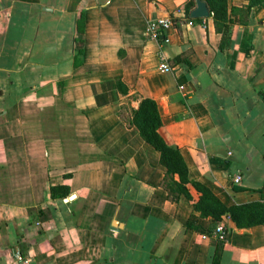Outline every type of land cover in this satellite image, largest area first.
<instances>
[{
  "label": "crops",
  "instance_id": "0c3cea01",
  "mask_svg": "<svg viewBox=\"0 0 264 264\" xmlns=\"http://www.w3.org/2000/svg\"><path fill=\"white\" fill-rule=\"evenodd\" d=\"M185 2L0 0V264H264V222L225 215L218 241L213 217L170 200L131 123L154 99L191 179L227 205L263 203L264 8L228 0L219 31ZM161 16L173 26L146 35ZM36 207L51 218L30 224Z\"/></svg>",
  "mask_w": 264,
  "mask_h": 264
},
{
  "label": "trees",
  "instance_id": "16d2710c",
  "mask_svg": "<svg viewBox=\"0 0 264 264\" xmlns=\"http://www.w3.org/2000/svg\"><path fill=\"white\" fill-rule=\"evenodd\" d=\"M204 1L213 13L218 30H226L229 21L228 0ZM248 2V9L264 8V0H248ZM194 5L195 0H186L183 14L190 17ZM183 56L177 55L174 59L178 62L182 60ZM118 84L120 90H126L121 81ZM131 123L138 127L147 142L160 151L161 163L166 168V174L161 184L167 189L170 200L179 202L182 196L187 197L193 208L199 211L203 217L210 216L215 219V227L221 223L225 215L231 217L239 227H248L264 222V203L250 202L227 205L207 185L190 178L188 165L180 149L171 145L160 132L162 117L154 99L145 98L141 101L133 111ZM69 193L70 189L67 185L51 186L52 198H66ZM257 216L260 217L257 218ZM29 218L30 224L36 225L49 220L51 212L42 207L30 208Z\"/></svg>",
  "mask_w": 264,
  "mask_h": 264
},
{
  "label": "built area",
  "instance_id": "2783aa9c",
  "mask_svg": "<svg viewBox=\"0 0 264 264\" xmlns=\"http://www.w3.org/2000/svg\"><path fill=\"white\" fill-rule=\"evenodd\" d=\"M173 26V19L171 16H161L149 21L146 27V35L158 37L161 33H163L166 29ZM165 41H169V38H166ZM159 68L161 71L169 72L172 70L171 64L167 61V58L162 55L161 62L159 64ZM242 175L234 176L235 183L242 182ZM264 203V199H263ZM264 228V224H263ZM213 234L217 237L218 241L221 243L227 240L228 237V229L222 224H218L213 230ZM19 260H24L22 255H18Z\"/></svg>",
  "mask_w": 264,
  "mask_h": 264
},
{
  "label": "water",
  "instance_id": "95a60500",
  "mask_svg": "<svg viewBox=\"0 0 264 264\" xmlns=\"http://www.w3.org/2000/svg\"><path fill=\"white\" fill-rule=\"evenodd\" d=\"M196 6L191 10L190 16L192 18H206L211 14L210 8L206 1L204 0H195ZM74 195H70L72 198Z\"/></svg>",
  "mask_w": 264,
  "mask_h": 264
}]
</instances>
